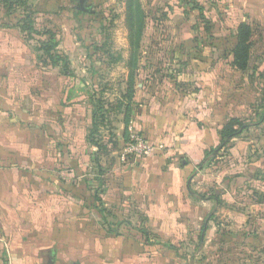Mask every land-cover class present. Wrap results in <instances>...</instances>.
<instances>
[{
    "label": "crops",
    "instance_id": "0c3cea01",
    "mask_svg": "<svg viewBox=\"0 0 264 264\" xmlns=\"http://www.w3.org/2000/svg\"><path fill=\"white\" fill-rule=\"evenodd\" d=\"M32 1L37 19L56 7L54 0ZM106 2L86 5L95 11ZM183 6L182 19H173L170 3L155 9L169 20L153 17L173 30L163 40L171 85L151 91L146 81L134 95L135 127L154 152L123 168L109 165L104 182L83 133L80 95L67 94L69 80L58 68L37 61L33 40L0 6V264H176L170 251L194 231L197 216L190 182L219 154L223 126L259 102L258 80L264 81V57L254 56L264 33V0H185ZM241 23L252 32L243 73L231 63ZM44 26L51 27L47 21L35 28ZM214 72L223 87L215 78L203 82ZM230 107L236 113L225 114Z\"/></svg>",
    "mask_w": 264,
    "mask_h": 264
},
{
    "label": "rangeland",
    "instance_id": "374dc122",
    "mask_svg": "<svg viewBox=\"0 0 264 264\" xmlns=\"http://www.w3.org/2000/svg\"><path fill=\"white\" fill-rule=\"evenodd\" d=\"M79 1L54 0L52 15L37 19L36 2L28 0L34 26L47 21L51 26L35 28L38 33L29 41L33 40L34 47L38 39L46 40L42 33L47 30L59 39L56 51L66 58V68L61 64L60 69L51 68H58L69 80L68 95H80L83 133L88 147L94 149L96 177L104 182L109 165L115 164L114 169L127 166L119 158V147L127 142L130 131L138 130L134 122L138 85L148 81L150 90L159 92L169 88V78H174L167 70L170 61L165 46L169 41L163 43L173 30L153 18L164 22L169 13L155 9H166L170 3L177 9L173 19H182L187 7L185 0H108L93 11L86 0L84 7L89 10L81 11ZM129 8L135 26L140 24L135 30L140 34L131 37L139 40L136 44H131L126 26ZM22 11L13 13L15 20L24 15ZM261 20L255 21L258 26ZM260 29L264 32L263 26ZM254 49L255 58L264 57V33ZM149 75L151 80L145 79ZM213 78L214 84L222 81L214 72L204 76L203 82L212 83ZM258 100L238 110L243 123L238 134L193 176L188 194L199 218L191 219L194 231L177 240L176 250H169L176 264H264V92ZM229 110L236 113L230 107L225 114Z\"/></svg>",
    "mask_w": 264,
    "mask_h": 264
},
{
    "label": "trees",
    "instance_id": "16d2710c",
    "mask_svg": "<svg viewBox=\"0 0 264 264\" xmlns=\"http://www.w3.org/2000/svg\"><path fill=\"white\" fill-rule=\"evenodd\" d=\"M0 4L3 6L4 10L6 11V14L12 15L19 9H23L22 12H24V15L20 18L18 17L15 21V26L19 29V31L24 34V36L28 39L30 36L36 34V29L34 26V20L31 18V15L28 14L30 11L28 8V0H0ZM201 10V9H200ZM129 17L127 18L126 26L128 28L129 33V40L131 44L138 43L139 40L135 38L136 41L132 40V36H134L135 33H137V36L140 34L139 32H135L136 27L133 20H132V9L129 8ZM138 15L141 17V13L137 12ZM139 29V26L137 27ZM38 33V32H37ZM43 35L47 36L46 40H40L36 41V46L33 47V51L36 53V59L39 63L42 65H48V66H55L63 68H66L67 60L65 57L60 56L57 51V45L58 41L55 38V36L50 33L49 30L44 31L42 33ZM251 29L249 25L245 23L239 24L236 31V38L237 43L235 45V48L232 51V66L235 70L239 72H245L248 68L249 60H250V38H251ZM136 36V37H137ZM179 48L184 50L183 45H179ZM61 64V66H60ZM63 64V65H62ZM246 78H252V76H245ZM258 79H262L263 75L262 72L257 73ZM264 92V81L259 82L258 80V89ZM135 95V94H134ZM243 125L242 120L238 118H232L230 119L222 128L219 135L221 138V145L227 140L233 138L235 135L238 134L239 129ZM86 140V139H85Z\"/></svg>",
    "mask_w": 264,
    "mask_h": 264
},
{
    "label": "built area",
    "instance_id": "2783aa9c",
    "mask_svg": "<svg viewBox=\"0 0 264 264\" xmlns=\"http://www.w3.org/2000/svg\"><path fill=\"white\" fill-rule=\"evenodd\" d=\"M153 152L154 148L134 129L130 131L127 142L120 148L119 158L123 164H129L133 159L148 157Z\"/></svg>",
    "mask_w": 264,
    "mask_h": 264
},
{
    "label": "water",
    "instance_id": "95a60500",
    "mask_svg": "<svg viewBox=\"0 0 264 264\" xmlns=\"http://www.w3.org/2000/svg\"><path fill=\"white\" fill-rule=\"evenodd\" d=\"M85 1H86V0H80V1H79V9H80L81 11H88V10H89L88 8H85V7H84V3H85Z\"/></svg>",
    "mask_w": 264,
    "mask_h": 264
}]
</instances>
